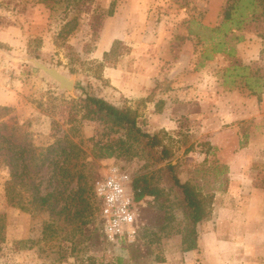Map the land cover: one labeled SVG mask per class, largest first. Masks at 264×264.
Segmentation results:
<instances>
[{
  "label": "rangeland",
  "instance_id": "obj_1",
  "mask_svg": "<svg viewBox=\"0 0 264 264\" xmlns=\"http://www.w3.org/2000/svg\"><path fill=\"white\" fill-rule=\"evenodd\" d=\"M232 1L0 0L1 28L38 25L26 51L23 41L16 54L9 53L12 48L0 51L35 58L134 112L138 126L158 135L171 151L179 180L206 199L209 211L198 226L197 250L185 251L180 195L171 190L167 173H154L160 166L146 149L133 146L127 155L94 160L99 135L123 132L81 120L74 90L58 92L39 70L0 53V82L21 99L5 106L10 113L2 121L16 126L38 154L64 134L77 143L85 152V187L91 191L90 206H80L70 194L75 181L69 184L58 210L67 204L71 217L78 212L73 220H53L31 205L22 210L7 200L11 174L0 157V264H264V91L251 94L240 78L225 81L233 64L264 78V1L258 2V18L249 16L237 32L243 40L231 43L233 57L216 54L201 66L208 36L186 31L190 20L219 26ZM72 19L78 26L62 39L60 32ZM71 160L59 151L49 156L39 174L41 194L61 189L59 168ZM111 167L126 172L130 182L153 176L159 189L158 197L138 205L134 243L119 247L106 242L93 208L98 206L94 184ZM15 193L28 195L23 189Z\"/></svg>",
  "mask_w": 264,
  "mask_h": 264
},
{
  "label": "trees",
  "instance_id": "obj_2",
  "mask_svg": "<svg viewBox=\"0 0 264 264\" xmlns=\"http://www.w3.org/2000/svg\"><path fill=\"white\" fill-rule=\"evenodd\" d=\"M258 2L259 0H233L225 7L222 22L212 29L193 20L187 22L186 31L188 35L201 36L200 31H203L208 36L203 40L207 47L200 57L201 66L204 61L211 60L213 55L216 54H227L233 57L234 47L231 43L243 40V37L237 32L240 31L249 16L258 18L256 16ZM77 26L75 19L68 21L62 28L60 37L66 39L68 35L76 30ZM240 71H242V74ZM237 78H240L241 83L253 95H259L264 91V78L258 74H251L250 69L246 66L233 64L225 71V81L232 80L230 83L233 84ZM74 91L77 94L76 106L82 112L81 120L100 122L112 129H119L123 132L121 137L113 136L111 138L109 133H103L99 135L96 141L92 138L91 141H94L92 147L93 159H110L127 155L133 150V146L146 149L152 162L160 166L154 170V173H167L171 190H176L180 195L178 202L187 220V228L182 237L185 251L197 250L198 226L209 213L208 205L206 199L194 190L190 184L187 182L182 183L179 180L176 165H172L173 155L171 151L162 144V140L158 135L149 134L138 126L136 114L130 109H119L97 97L89 86L77 84L74 86ZM9 113L10 109L8 107L0 106V157L11 174L10 183L6 187L7 200L14 207H19L22 210L30 205L41 208L49 213L53 220L54 217H64L68 221L72 218L73 220L78 213L77 211L71 217L67 204L59 210L58 208L72 181H75L76 184L75 190L70 191V194L74 196L73 200L77 201V205L90 206V202H87L89 200L87 194L91 191L88 190L87 193L85 187L84 170L86 163L83 161L84 150L64 134L62 139L47 147L42 154H38V150L31 143L22 140L16 126H9L2 121ZM57 151L61 155H65L66 159H72L70 162L73 161L74 163L68 162L66 167L61 166L59 168L57 176H60L61 189L57 188L43 195L39 190V174L46 166L49 156ZM153 180V176L143 175L130 182L129 187L135 202L141 203L145 198L158 197L159 189L154 185ZM18 189L25 190L28 193L27 197L15 193L18 192ZM93 208L95 211L99 210V204L98 206L94 205ZM3 230V217L0 216V242L3 241Z\"/></svg>",
  "mask_w": 264,
  "mask_h": 264
},
{
  "label": "built area",
  "instance_id": "obj_3",
  "mask_svg": "<svg viewBox=\"0 0 264 264\" xmlns=\"http://www.w3.org/2000/svg\"><path fill=\"white\" fill-rule=\"evenodd\" d=\"M129 185V175L117 167H111L93 187L104 239L115 247L132 244L137 237L139 203L135 202Z\"/></svg>",
  "mask_w": 264,
  "mask_h": 264
},
{
  "label": "crops",
  "instance_id": "obj_4",
  "mask_svg": "<svg viewBox=\"0 0 264 264\" xmlns=\"http://www.w3.org/2000/svg\"><path fill=\"white\" fill-rule=\"evenodd\" d=\"M14 22V21H13ZM16 25V26H15ZM14 26H9L7 28L0 27V46L5 47L7 50L12 48L14 52L9 51V53L16 54V50L18 52V44L22 41L25 44L21 49L26 51L27 43L30 38H34L36 36V22L34 21L31 26L29 24L19 23ZM39 35V34H38ZM22 51V50H21ZM22 53V52H21ZM15 99L21 101L18 98V94L15 90H12L11 86H4L0 82V106H9L12 105ZM24 104H29L27 100H25Z\"/></svg>",
  "mask_w": 264,
  "mask_h": 264
},
{
  "label": "water",
  "instance_id": "obj_5",
  "mask_svg": "<svg viewBox=\"0 0 264 264\" xmlns=\"http://www.w3.org/2000/svg\"><path fill=\"white\" fill-rule=\"evenodd\" d=\"M0 53L3 54L11 62L30 65L34 69L39 70L48 79L57 84L58 92H72L74 90L75 83L73 79L66 77L64 74L54 68L47 67L39 60L29 57H13L2 51H0Z\"/></svg>",
  "mask_w": 264,
  "mask_h": 264
}]
</instances>
